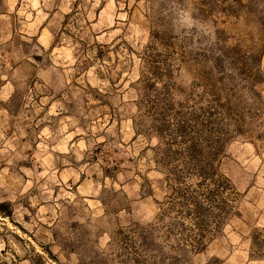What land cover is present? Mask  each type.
Listing matches in <instances>:
<instances>
[{
    "label": "rangeland",
    "instance_id": "1",
    "mask_svg": "<svg viewBox=\"0 0 264 264\" xmlns=\"http://www.w3.org/2000/svg\"><path fill=\"white\" fill-rule=\"evenodd\" d=\"M192 156L231 185L198 252ZM0 204V264H264V0H0Z\"/></svg>",
    "mask_w": 264,
    "mask_h": 264
},
{
    "label": "trees",
    "instance_id": "2",
    "mask_svg": "<svg viewBox=\"0 0 264 264\" xmlns=\"http://www.w3.org/2000/svg\"><path fill=\"white\" fill-rule=\"evenodd\" d=\"M192 159L188 165L193 167L189 170L193 172L187 173L198 180L191 185L173 188V201L162 217H171L165 226L169 235H177L183 243L198 252L205 248L209 237L221 229L228 217L231 185L218 173L213 160L193 156ZM184 177L175 180L181 181ZM4 207V204H0V209Z\"/></svg>",
    "mask_w": 264,
    "mask_h": 264
}]
</instances>
